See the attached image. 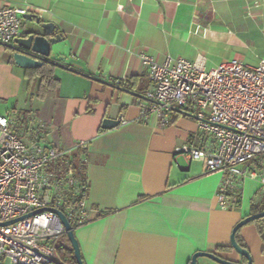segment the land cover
Masks as SVG:
<instances>
[{"label": "crops", "instance_id": "0c3cea01", "mask_svg": "<svg viewBox=\"0 0 264 264\" xmlns=\"http://www.w3.org/2000/svg\"><path fill=\"white\" fill-rule=\"evenodd\" d=\"M6 4L27 6L55 23L64 40L54 59L77 71L56 67L59 87L39 99V82L28 85L10 55L1 59L0 113L18 117L14 126L27 143L44 134L46 144L72 154L78 142L88 143L86 222L75 229L84 263L191 264L197 251L219 254L217 246H231L235 225L260 200L259 183H244L238 209L218 205L221 173L204 174L200 161L183 156L195 143L196 118L176 111L167 125L154 116L141 119L140 104L148 102L153 83L138 54L158 62L202 58L207 69L230 59L256 66L264 59V0ZM121 117L118 127L102 128L105 118ZM239 236L252 264H264V232L247 224ZM219 255L247 262L233 248ZM206 259L198 264H217Z\"/></svg>", "mask_w": 264, "mask_h": 264}, {"label": "built area", "instance_id": "2783aa9c", "mask_svg": "<svg viewBox=\"0 0 264 264\" xmlns=\"http://www.w3.org/2000/svg\"><path fill=\"white\" fill-rule=\"evenodd\" d=\"M6 2L0 0V43L10 44L25 34L23 17L31 10ZM34 14L43 18L41 12ZM138 57L153 83L148 102L140 104L141 119L154 116L167 125L177 110L196 118L195 143L183 156L200 161L204 174L221 173L218 205L238 209L248 179L264 191V59L256 66L230 59L207 69L202 58L167 56L158 62L146 52ZM17 120L0 113V222L25 217L0 226V264H64L56 251L57 241L66 234L58 215L51 210L26 215L56 208L81 225L87 193L72 167V150L46 144L44 134L25 142L14 126ZM87 148L86 141L75 147L84 163ZM77 194L84 199L74 201Z\"/></svg>", "mask_w": 264, "mask_h": 264}, {"label": "water", "instance_id": "95a60500", "mask_svg": "<svg viewBox=\"0 0 264 264\" xmlns=\"http://www.w3.org/2000/svg\"><path fill=\"white\" fill-rule=\"evenodd\" d=\"M23 18L27 21L34 23L33 28L30 29L23 36L16 38L13 43H0L11 51L10 63L16 65L21 69L27 70L41 67L45 62L51 61L57 67H63L77 72L76 70L63 65L59 61L54 59L57 56L54 55V47L63 42L64 40L63 37H61V35L57 33V26L55 25V23L43 21V19L39 15L34 13H28ZM58 59L61 60L62 58L59 57ZM177 112L194 117L192 114L183 110H177ZM121 119L122 117L119 119L105 118L102 123V128L105 130L114 129L121 124ZM44 210H51L52 212L58 215L61 223L64 226L66 235L74 250V255L77 264H85L83 261L79 241L75 235V228L73 227L67 215L63 211L56 208H41L27 214L26 216L29 217ZM24 217L25 216H21L10 221L0 222V226H8L10 224L22 220ZM260 218H264V211L246 216L235 225L232 231L231 247L247 260V262L243 264H252L253 258L249 250L238 243L236 234L239 229ZM201 257L209 258L219 264H242L223 258L217 253L209 251H197L196 253H194L191 259V264H198V259Z\"/></svg>", "mask_w": 264, "mask_h": 264}, {"label": "trees", "instance_id": "16d2710c", "mask_svg": "<svg viewBox=\"0 0 264 264\" xmlns=\"http://www.w3.org/2000/svg\"><path fill=\"white\" fill-rule=\"evenodd\" d=\"M9 52L11 51L9 50ZM56 67L57 66L53 62L48 61V62H45L41 67L25 70L24 76L28 82V85H32L33 81L35 80L39 82L37 92H36V96L39 99H45L49 95V93L55 91L59 87L60 79L56 77L55 75ZM124 85L128 87L127 84H124ZM80 153L81 151L79 149L75 150V152L71 156V164L76 173V176L80 179L81 187L83 189L82 190L83 194L84 192L88 194L89 186H88V179H87V163H84V161L81 159ZM83 194H77L73 196L74 201L83 200L84 199ZM257 195L259 196L260 200L258 201L253 200L252 211L250 215L264 211V194L262 193L261 190H259ZM70 222L75 229L82 225V224L76 225L73 223L72 220H70ZM251 224H254L257 227L260 234L264 232V218L257 219L251 222ZM239 231L236 234L237 241L241 246L246 247V245L243 243L242 239L239 236ZM229 248H232V247L224 246V245L217 246L218 252L220 251L219 254ZM56 251H57V257L62 263L77 264V261L74 255V250L66 234L57 241Z\"/></svg>", "mask_w": 264, "mask_h": 264}, {"label": "rangeland", "instance_id": "374dc122", "mask_svg": "<svg viewBox=\"0 0 264 264\" xmlns=\"http://www.w3.org/2000/svg\"><path fill=\"white\" fill-rule=\"evenodd\" d=\"M34 26V23L30 22V21H27L24 19L23 21V25H22V32L23 33H27L30 29H32ZM9 50L7 49V47H5L4 45L0 44V60L1 59H9ZM15 69H19V68H15ZM21 137H22V134H21ZM248 163H245V164H241L240 167H245ZM248 180L245 181V183L247 182ZM245 194H246V188L244 190V201H245ZM251 224V223H249ZM207 260V259H206ZM207 261H211V263H215L213 260L211 259H208ZM217 263V262H216ZM218 264V263H217Z\"/></svg>", "mask_w": 264, "mask_h": 264}]
</instances>
